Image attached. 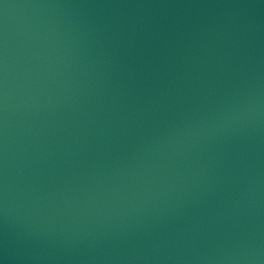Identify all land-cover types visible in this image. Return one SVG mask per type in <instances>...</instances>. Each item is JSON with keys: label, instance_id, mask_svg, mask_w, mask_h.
Returning <instances> with one entry per match:
<instances>
[{"label": "water", "instance_id": "water-1", "mask_svg": "<svg viewBox=\"0 0 264 264\" xmlns=\"http://www.w3.org/2000/svg\"><path fill=\"white\" fill-rule=\"evenodd\" d=\"M0 264H264V0H0Z\"/></svg>", "mask_w": 264, "mask_h": 264}]
</instances>
